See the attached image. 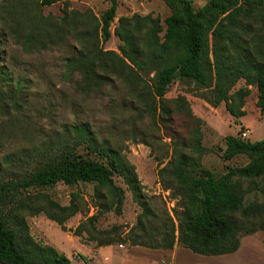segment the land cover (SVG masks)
<instances>
[{
	"label": "rangeland",
	"instance_id": "374dc122",
	"mask_svg": "<svg viewBox=\"0 0 264 264\" xmlns=\"http://www.w3.org/2000/svg\"><path fill=\"white\" fill-rule=\"evenodd\" d=\"M208 1L191 0L196 10ZM109 6L104 0H63L40 8L39 0H0V183L26 177L50 158L73 148L74 128L86 124L91 128L96 146L114 151L136 173L142 185L143 199L140 200L123 177L115 176L116 185L125 191L121 213L117 212L116 204L111 207L113 198L107 190H97L95 184L69 187L59 183L53 188L23 193L25 197L44 195L41 203L53 201L61 206H69L75 200L80 213L70 218L64 229L44 213L35 216L24 213L27 233L33 242L54 247L73 264H88L82 255L90 258L91 247L99 241L109 237L126 238L138 224L144 210L142 203H147L155 215L147 223L148 231L155 236L166 211L174 218L180 201L175 198L174 190L164 189L159 170L170 161L176 147L194 156L190 131L196 123L178 114L164 122L160 112L148 111L147 104L151 102L148 85L153 74L150 77L140 74L142 81L135 88L124 77L100 72L109 82L88 88L81 72L67 69V60L84 51L88 42L85 34L95 27V17L101 21ZM170 13L163 0H118L111 39L106 44L101 40L99 48L120 54L123 42L114 33L121 17L151 15L159 18L164 26ZM30 35L34 36L33 42H29ZM244 86L242 80L235 89ZM179 96L186 97L195 116L204 121L202 145L209 151L203 157V167L219 177L228 168L245 166L249 162L245 155L230 161L222 155L228 136L241 134L252 143L264 140V114L257 108V89L252 88L246 98V114L240 119L232 116L225 104L213 108L204 98L209 97L208 92L194 82L176 80L166 97ZM75 152L108 164L99 153L91 152L87 144ZM164 179L166 183L171 181ZM244 189L247 204L264 202L261 190H255L248 183ZM99 196L103 198L100 200ZM94 215L98 219L92 223L90 218ZM114 245V250L119 251L120 244ZM123 245L126 254L129 243ZM137 257L135 261L140 264H150L144 257ZM182 261L184 264H264V231L244 235L240 250L234 254L202 256L188 250ZM132 262L131 259L128 264ZM93 264H101L100 259L96 257Z\"/></svg>",
	"mask_w": 264,
	"mask_h": 264
},
{
	"label": "trees",
	"instance_id": "16d2710c",
	"mask_svg": "<svg viewBox=\"0 0 264 264\" xmlns=\"http://www.w3.org/2000/svg\"><path fill=\"white\" fill-rule=\"evenodd\" d=\"M62 1L39 0V6L49 7ZM104 1L110 5L108 10L101 21L95 17V27L85 34L88 42L84 51L67 60V69L81 72L88 88L109 82L100 72L124 77L135 88L142 81L140 74L148 77L153 74L148 85L151 94L148 111L160 112L164 122L178 114L196 125L190 131L194 156L176 147L170 161L159 170L164 189L174 190L175 198L180 199L175 217L166 211L156 235L152 236L147 223L155 215L147 203H142L144 210L138 224L126 238L109 237L98 245L129 243L172 250L181 244L202 256L236 253L244 235L264 231V202L247 204L244 189L248 183L264 194V184L260 185L264 183V140L252 143L241 134L226 137L222 158L230 161L245 155L249 162L228 168L218 177L202 165L209 151L202 145L203 119L195 116L186 97L168 99L166 95L176 80L194 82L208 92L209 97L204 98L213 108L225 104L227 111L240 119L246 114L244 107L251 88H256L257 108L264 114V0H209L199 10L194 9L191 0H163L171 11L164 26L151 15L119 19L114 34L123 42L120 54L99 48L101 40L106 44L111 39V25L118 11V0ZM33 41L34 36L30 35L29 42ZM242 80L245 86L236 90ZM74 133L73 148L50 158L26 177L0 183V264H73L54 247L33 242L27 233L24 213L29 216L44 213L64 229V224L80 213L75 200L69 206L53 201L41 203L44 195L25 197L26 191L53 188L59 183L69 187L95 184L97 190H107L113 198L111 207L116 204L117 212L121 213L125 191L114 179L120 175L134 194L143 199L136 173L114 151L96 146L89 125L76 126ZM82 144L107 159L108 164L77 154L75 149ZM165 177L171 181L166 183ZM97 219L94 215L90 222Z\"/></svg>",
	"mask_w": 264,
	"mask_h": 264
},
{
	"label": "crops",
	"instance_id": "0c3cea01",
	"mask_svg": "<svg viewBox=\"0 0 264 264\" xmlns=\"http://www.w3.org/2000/svg\"><path fill=\"white\" fill-rule=\"evenodd\" d=\"M246 107L247 106L245 105V112ZM91 248L92 250L90 258H87L86 255H82V257L86 259L85 261L88 262V264H93L96 257L100 259L101 264H128V261H130L131 259L134 261L132 262V264H140L138 261H135L138 258L137 255H140L141 258L144 257L145 259H143L150 264H184L182 261V256L189 250L185 247H179V245L177 244L172 250L150 249L143 246L129 245V249L126 254L123 253L126 248V246L124 245H118L119 251L114 250L115 245L99 246L97 244L96 246Z\"/></svg>",
	"mask_w": 264,
	"mask_h": 264
},
{
	"label": "built area",
	"instance_id": "2783aa9c",
	"mask_svg": "<svg viewBox=\"0 0 264 264\" xmlns=\"http://www.w3.org/2000/svg\"><path fill=\"white\" fill-rule=\"evenodd\" d=\"M246 136V134H244V137ZM243 138V137H242Z\"/></svg>",
	"mask_w": 264,
	"mask_h": 264
}]
</instances>
